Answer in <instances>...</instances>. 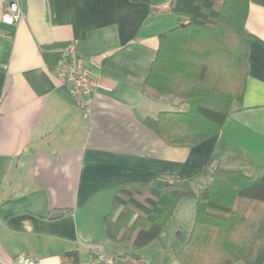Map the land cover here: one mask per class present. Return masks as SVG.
<instances>
[{"label":"crops","instance_id":"crops-1","mask_svg":"<svg viewBox=\"0 0 264 264\" xmlns=\"http://www.w3.org/2000/svg\"><path fill=\"white\" fill-rule=\"evenodd\" d=\"M9 1L0 0V264L23 256L72 264L62 258L68 251L78 252L74 264H88L96 252L132 264H176L193 226V197L182 198L170 219L177 244L166 243L165 227L159 239L128 248L106 237L103 218L117 188L188 178L210 159L262 175L264 0H248L242 100L218 134L191 148L167 145L143 123L159 112L157 100L141 93L159 34L177 25L168 0H15L22 16L7 25L1 16ZM68 44L96 77L88 117L55 74ZM54 211L63 214L51 218Z\"/></svg>","mask_w":264,"mask_h":264},{"label":"trees","instance_id":"trees-1","mask_svg":"<svg viewBox=\"0 0 264 264\" xmlns=\"http://www.w3.org/2000/svg\"><path fill=\"white\" fill-rule=\"evenodd\" d=\"M167 10L177 25L159 34L141 93L151 100L180 99L186 109L162 110L143 123L167 145L191 148L218 134L233 104L242 100L248 0H168ZM158 179L168 184L159 187ZM185 197L195 199V215L175 252L176 264L264 263V171L253 178L213 159L188 178L156 176L117 188L103 218L106 237L142 248L160 238ZM62 258L79 262L77 251Z\"/></svg>","mask_w":264,"mask_h":264},{"label":"built area","instance_id":"built-area-1","mask_svg":"<svg viewBox=\"0 0 264 264\" xmlns=\"http://www.w3.org/2000/svg\"><path fill=\"white\" fill-rule=\"evenodd\" d=\"M22 16L18 3L9 1L1 16V22L12 25ZM55 74L70 88L74 105L83 110L84 116L89 115L90 97L96 83V77L78 60L74 46L66 45L60 51V58L54 67ZM115 258L111 254L96 252L88 258V264H114ZM19 264H40L38 261L23 256Z\"/></svg>","mask_w":264,"mask_h":264},{"label":"rangeland","instance_id":"rangeland-1","mask_svg":"<svg viewBox=\"0 0 264 264\" xmlns=\"http://www.w3.org/2000/svg\"><path fill=\"white\" fill-rule=\"evenodd\" d=\"M164 98L165 97H162L159 100L155 101L154 110L176 111V110H185L186 109L185 104H183V102L180 99L167 96V98L176 99V102L179 103V104L171 105V104H168L169 101L168 100H164ZM173 226H174V220H170L169 223H167L166 230H165L166 234L164 236V240L166 241V243L168 242L169 245H171L173 242L177 244V242L179 240V239L174 237V233H173L174 228H173ZM123 245L129 248V247H131V242H125V243H123Z\"/></svg>","mask_w":264,"mask_h":264},{"label":"water","instance_id":"water-1","mask_svg":"<svg viewBox=\"0 0 264 264\" xmlns=\"http://www.w3.org/2000/svg\"><path fill=\"white\" fill-rule=\"evenodd\" d=\"M168 183L165 181V180H162V179H158L157 180V185L159 187H163V186H166ZM63 212H59V211H54L52 212V215H51V218H55V217H58L60 215H62ZM114 264H132L131 262H127L125 260H121V259H118L115 261Z\"/></svg>","mask_w":264,"mask_h":264}]
</instances>
